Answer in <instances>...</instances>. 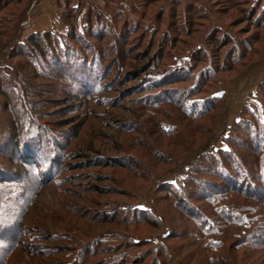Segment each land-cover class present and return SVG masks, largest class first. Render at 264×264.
Listing matches in <instances>:
<instances>
[{"label": "rangeland", "instance_id": "rangeland-1", "mask_svg": "<svg viewBox=\"0 0 264 264\" xmlns=\"http://www.w3.org/2000/svg\"><path fill=\"white\" fill-rule=\"evenodd\" d=\"M227 1L64 0L70 29L61 18L64 29L40 37L41 49L21 35L0 46V264L263 260L259 247H237L243 235H216L205 216L230 206L212 204L211 183H190L199 169L209 176L214 159L237 178L261 177L258 162L240 159L255 160L257 139L264 147V81L224 79L234 54L216 55L223 37L206 42L197 17L225 12ZM244 6L222 17L226 26ZM147 63L151 73L136 80ZM182 76L190 80L168 83ZM210 95L212 123L201 127L214 131L199 134L188 111ZM23 136L37 141L32 159L17 150Z\"/></svg>", "mask_w": 264, "mask_h": 264}, {"label": "trees", "instance_id": "trees-1", "mask_svg": "<svg viewBox=\"0 0 264 264\" xmlns=\"http://www.w3.org/2000/svg\"><path fill=\"white\" fill-rule=\"evenodd\" d=\"M34 1L35 0H0L1 47L3 44L7 46V44H9L10 40L15 35H21V23L25 20L26 11ZM63 1L64 0L58 1V17L61 21L63 19L66 27H68L67 29H70L68 22L71 17L64 15V9H67L68 6L67 3ZM211 1L212 0H208V2ZM227 2L232 3L231 8H223L225 12H218V10L213 12L214 14L219 15L218 19L213 18L214 14H204L205 12H203V10L200 11V14H198L197 17H203L202 19L206 20L207 24L205 25H207V27H205L206 31L203 33L206 35V42L212 43L213 40L218 39L220 36L223 37L221 38L222 42L219 45H216L218 42L214 41L213 46L217 47L215 54L221 55V52L226 50L227 53H231V55L234 54V56H231V61L233 63L227 66L228 68L225 67L224 71V73L226 74V76H224V79H234L238 76L245 74L246 71L254 65L260 62H264V34L261 33L262 31H264V3L260 0H228ZM240 3H245V6L240 10L239 17L242 18H238L239 20L232 21L226 26V23L222 20V17L228 16L232 9L237 8V5H239ZM254 8H257L258 11L256 12L253 10L252 12H250ZM197 21L198 20H196V22ZM245 22L247 23V25L249 24L250 26H244L238 29L236 28L238 24H242ZM189 23L192 24L193 21L190 20ZM234 28L236 29L235 33L232 32V29ZM253 28H256L254 32L252 31ZM54 31L55 30L48 31L43 34H32L27 37L25 43L26 45L31 46L33 49H41L40 37L50 38L51 34ZM194 33L188 32V36L192 37ZM196 33L201 34L200 31H196ZM246 33L249 34V36L242 35ZM223 39H225V41ZM151 68L152 65L149 63L141 65L139 68H136L139 70V72L138 74H133L134 78L136 80L143 79L144 75L151 73ZM189 80V77L182 76L180 78H174L168 83L175 84L183 81L187 82ZM260 86L264 91V82L261 83ZM196 102L200 104L198 106L200 111H188V117L190 118V120L193 119V123H198L195 129L199 134L201 132H207L209 135H212L214 131L212 126L203 129L201 125L205 122L212 123L210 118H208V115H210V112L215 108V103L217 104V99H215L213 95H210L208 97L197 100ZM206 106H208L207 109H205ZM29 135L31 134L29 133ZM32 135L34 137V132H32ZM24 138V141H27L26 143L24 141L22 142L25 146L24 150H21L20 147L17 150L18 152H20V154L22 153V157L25 155L24 157H29L30 159H32L33 157L32 152H30V149L32 148V146L34 147L35 145H37V141L31 140L30 137V139H27V137ZM35 138L36 137H34V139ZM28 141L30 142V144ZM241 144L245 147L248 145V143H245L242 140ZM254 144L255 146L250 147V151L254 154L253 157L255 158V160L252 159L253 162H251L244 156V158L242 157L241 159H239L241 164H247L249 166L251 165V163L255 165L258 162L255 166L256 170L260 172L261 177L252 178L248 175L249 173L243 172L241 176H238V178H240L238 179L237 176L234 175V171L236 170L233 171L230 167H227V165L223 163V161L220 162L214 159V162H210L211 170H209L207 173L209 174V176H202V174L205 173L206 170L199 169L197 170L198 176L196 178H192L190 183L193 185L192 188L194 190H200V186L203 181L211 183V187L213 186L212 188L216 190L213 196H217L218 198L221 197L219 200H214V197L212 198L211 196V199L209 200H212V204H215L220 201H225L230 206L224 208L223 210H221V212L218 211V209L215 210L213 218L211 217V219L210 217L205 216L207 218L205 220L206 224L214 228V232L216 231V235L222 237L225 241L229 238L234 237L231 234L237 232L236 234H238V236L240 234L243 235V237L241 236L242 239H238V241L240 242L237 243V247L252 245L256 248L259 247L258 249H261L262 253L264 254V229L259 230V228H257L258 226L260 227L261 222L264 223V147L262 148L259 139H257ZM234 152L237 151L234 150ZM255 166L253 168H255ZM239 187L242 188V190H240ZM183 190L185 191V189ZM209 192H211V190ZM235 196L239 199L234 201ZM214 218L222 219V221L214 222L212 221ZM256 223L257 227H255V229L253 230L256 231L254 232V234L250 233L251 227ZM229 224L235 226L236 230L232 231L231 233H226L225 229L228 227ZM218 248H220V246ZM262 258L263 260H260L259 257H252L250 259L254 262V264H264V257Z\"/></svg>", "mask_w": 264, "mask_h": 264}, {"label": "crops", "instance_id": "crops-1", "mask_svg": "<svg viewBox=\"0 0 264 264\" xmlns=\"http://www.w3.org/2000/svg\"><path fill=\"white\" fill-rule=\"evenodd\" d=\"M59 0H35L26 11L25 20L21 23V36L27 37L32 34L45 33L48 31H61L64 24L58 17ZM258 1V0H255ZM264 3V0H260ZM254 80L258 84L264 81V62L251 67L243 76L232 81Z\"/></svg>", "mask_w": 264, "mask_h": 264}]
</instances>
